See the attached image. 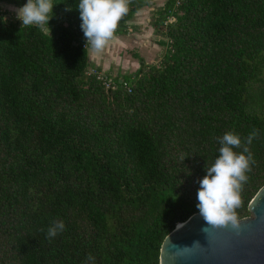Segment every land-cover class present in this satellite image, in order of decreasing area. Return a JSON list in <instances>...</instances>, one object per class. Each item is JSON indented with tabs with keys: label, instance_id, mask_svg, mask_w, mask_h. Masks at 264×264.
Returning <instances> with one entry per match:
<instances>
[{
	"label": "trees",
	"instance_id": "obj_1",
	"mask_svg": "<svg viewBox=\"0 0 264 264\" xmlns=\"http://www.w3.org/2000/svg\"><path fill=\"white\" fill-rule=\"evenodd\" d=\"M25 3L0 0V264H160L165 238L199 212L226 132L260 133L234 210L252 215L264 187V0H168L154 23L160 65L115 87L87 74L78 0H53L51 31L22 28L9 6ZM144 4L129 0L115 34ZM54 220L65 230L49 240Z\"/></svg>",
	"mask_w": 264,
	"mask_h": 264
},
{
	"label": "clouds",
	"instance_id": "obj_2",
	"mask_svg": "<svg viewBox=\"0 0 264 264\" xmlns=\"http://www.w3.org/2000/svg\"><path fill=\"white\" fill-rule=\"evenodd\" d=\"M53 0H27L23 6L13 8L15 18L20 20L22 28L36 26L41 30L55 16ZM129 0H78L75 7L81 18V29L86 40L85 48L99 53L113 38L121 19L127 15ZM68 10H71L69 8ZM5 22L7 18L5 17ZM259 130L254 129L245 138L233 132H226L218 138L221 147L219 155L211 165L206 164V175L199 180L197 209L205 223L214 228L226 227L229 223L238 227L234 210L241 205L239 191L251 170L249 145L259 137ZM240 148L241 152L234 149ZM248 153V155H245ZM185 157H181L183 161ZM65 230L62 220H54L47 228L49 240ZM206 231V229H205ZM95 264V257L89 254L85 264Z\"/></svg>",
	"mask_w": 264,
	"mask_h": 264
},
{
	"label": "water",
	"instance_id": "obj_3",
	"mask_svg": "<svg viewBox=\"0 0 264 264\" xmlns=\"http://www.w3.org/2000/svg\"><path fill=\"white\" fill-rule=\"evenodd\" d=\"M249 209L238 227L214 228L199 212L178 223L162 244L160 264H264V187Z\"/></svg>",
	"mask_w": 264,
	"mask_h": 264
},
{
	"label": "crops",
	"instance_id": "obj_4",
	"mask_svg": "<svg viewBox=\"0 0 264 264\" xmlns=\"http://www.w3.org/2000/svg\"><path fill=\"white\" fill-rule=\"evenodd\" d=\"M144 1L145 4L141 7H138L137 10L132 15V17L128 19L124 25L120 26L121 28H123V30L121 33H117V34H124V37L120 38L119 36H117V34H114L113 38L107 43L104 50L99 53L93 50L91 52V49L88 48L90 65L96 63L94 64L96 68L100 69V67H102V71L113 78L116 77L122 78V76L124 75L136 72L140 68L143 61L146 62L145 58L142 57L139 63L133 60L132 58L128 59V57H125V55L121 57L119 52L121 50H118L119 47L118 45H122V40L131 41V42L135 41L139 43H144L145 41H147V43L149 44L148 50L150 51V53H155L154 54L155 58L156 56H158L160 60L162 59V55L165 52V48H166L165 45H163V41L165 40V37L164 35L157 32L154 23L155 20L159 17L161 10H164L168 0H144ZM154 16L156 18H154ZM123 43L127 44L124 41ZM130 46H131L130 44L127 45V50L130 49ZM114 47L117 48L114 49ZM108 51L114 52L116 54V59H115L116 72L111 69V62H112L111 57L110 58L105 57ZM155 61L156 60L154 59L153 62ZM107 69H109V71H107ZM131 69L132 70L134 69L133 72H130Z\"/></svg>",
	"mask_w": 264,
	"mask_h": 264
},
{
	"label": "rangeland",
	"instance_id": "obj_5",
	"mask_svg": "<svg viewBox=\"0 0 264 264\" xmlns=\"http://www.w3.org/2000/svg\"><path fill=\"white\" fill-rule=\"evenodd\" d=\"M4 8H7V7L4 6ZM9 8L10 9H13V8H18V7L15 6V5H13L12 7L9 6ZM154 18H156V17L154 16ZM47 31H48V29H47ZM117 36H119L120 38H122V37H124V34H117ZM123 41L126 42L127 44H124ZM128 44L131 45L129 50H127V45ZM118 46H117L118 47V50H121V51H119L121 57L123 55H125V57H128V59H131L132 58L133 60H135V61H137L139 63H140V59L142 57H144L146 62L143 61V64L144 63H146V64H156V66H159L160 65L159 63L161 62V60L159 59V57L156 56V58H155V55H154L155 53H150V51L148 50L149 49V44L147 43V41H145L144 43H139V42H135V41L134 42H131V41L122 40V45H118ZM120 46H122V47H120ZM117 47H114V49H116ZM91 52H92V49H91ZM105 57H108V58L111 57V60H112V62H111V69L116 72V63H115L116 54L114 52L108 51L107 52V55ZM154 59L156 60L155 62H153ZM104 61H106V60H104ZM94 64H96V63H94ZM94 64L93 65H90L88 67L87 74L89 76H90V74L88 72H90L91 69H97L99 71H102V67H100V69H98V68H96L94 66ZM133 70L131 69L130 72H133ZM107 71H109V69H107ZM122 72H124V71H122Z\"/></svg>",
	"mask_w": 264,
	"mask_h": 264
},
{
	"label": "built area",
	"instance_id": "obj_6",
	"mask_svg": "<svg viewBox=\"0 0 264 264\" xmlns=\"http://www.w3.org/2000/svg\"><path fill=\"white\" fill-rule=\"evenodd\" d=\"M174 21V16L171 15L168 17L167 24L172 23ZM86 45V43H85ZM90 75H95L99 80H101L106 87H115L114 85V78L105 74L103 71H99L97 69H91L88 72Z\"/></svg>",
	"mask_w": 264,
	"mask_h": 264
}]
</instances>
